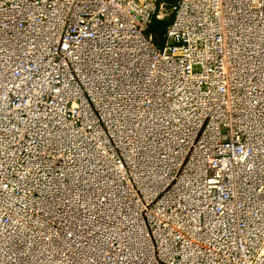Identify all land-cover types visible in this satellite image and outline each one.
Here are the masks:
<instances>
[{
	"label": "built area",
	"instance_id": "built-area-1",
	"mask_svg": "<svg viewBox=\"0 0 264 264\" xmlns=\"http://www.w3.org/2000/svg\"><path fill=\"white\" fill-rule=\"evenodd\" d=\"M93 238L105 264H264V0H0V264Z\"/></svg>",
	"mask_w": 264,
	"mask_h": 264
},
{
	"label": "bare ground",
	"instance_id": "bare-ground-1",
	"mask_svg": "<svg viewBox=\"0 0 264 264\" xmlns=\"http://www.w3.org/2000/svg\"><path fill=\"white\" fill-rule=\"evenodd\" d=\"M113 168H115L116 170H117V172H119L120 173V171H121V168H119V167H116V166H113ZM123 170V169H122ZM126 174L127 173V171L126 170H123V174ZM187 173V172H186ZM188 175L187 174H185V175H183V177H182V179H181V191L183 192V193H186V192H189L190 190L188 189ZM185 197H187V194H182V198H185ZM188 198V197H187ZM84 207H86L87 209H88V204H87V206H85V204H84ZM100 213V212H99ZM90 215H88V217L89 216H94V218L93 217H89V220H87L88 221V223L90 224V225H92V226H97L98 227V230L99 231H97V234H98V239L99 238H107V234L105 233V230H104V227L106 226V225H108V221H109V218H110V215L109 214H103V216L105 217L104 219L101 217V213L99 214V216L102 218V219H99L98 217L96 218L95 216V214H94V212H91V213H89ZM108 222V223H107ZM88 223H87V225H88ZM103 223H105V224H103ZM130 224H129V222L128 221H125V224H123V228H125V230H127V227L129 226ZM99 227H101V230L99 229ZM89 228H91V227H89ZM11 237H12V235H11ZM10 237V238H11ZM9 238V239H10ZM129 241V240H128ZM96 242H97V239L96 238H93L92 239V241H91V243H90V245H86V244H84V243H81V245H79L77 248H73V250H69V255H71V254H75V255H77V254H83V257H85V259H83L82 258V256H80V257H77V259L76 260H73V259H71L70 261H69V264H80V262H81V259H82V261L83 260H85L86 262L84 263V264H105V261H100L99 262V258L95 255V254H97V252H98V244H96ZM27 249L26 250H29V248H28V246L26 247ZM60 247L59 248H57V247H54V250L55 251H57V252H59L60 251ZM69 249V248H68ZM117 250L118 251H121V252H123V253H125V255H126V253H127V246H125V244H123V243H121V242H119V247L117 248ZM65 251V250H64ZM24 252V251H23ZM95 255V256H94ZM73 256V255H72ZM27 258V259H26ZM56 260V259H55ZM119 261H121L122 262V260L121 259H118ZM21 262L22 263H24V264H31L32 262H30V259H29V255H28V257L24 254V255H22V257H21ZM56 264H58V261L56 262ZM64 264H68V260H66L65 261V263ZM81 264H82V262H81ZM117 264H121L120 262H117Z\"/></svg>",
	"mask_w": 264,
	"mask_h": 264
},
{
	"label": "trees",
	"instance_id": "trees-1",
	"mask_svg": "<svg viewBox=\"0 0 264 264\" xmlns=\"http://www.w3.org/2000/svg\"><path fill=\"white\" fill-rule=\"evenodd\" d=\"M170 1V0H166ZM172 19L164 22H160L155 20L150 28V31L153 32L156 36L158 35L161 40H163L164 33L166 31V28L169 26Z\"/></svg>",
	"mask_w": 264,
	"mask_h": 264
},
{
	"label": "water",
	"instance_id": "water-1",
	"mask_svg": "<svg viewBox=\"0 0 264 264\" xmlns=\"http://www.w3.org/2000/svg\"><path fill=\"white\" fill-rule=\"evenodd\" d=\"M156 45L158 47L161 45V38L158 35L156 36Z\"/></svg>",
	"mask_w": 264,
	"mask_h": 264
},
{
	"label": "rangeland",
	"instance_id": "rangeland-1",
	"mask_svg": "<svg viewBox=\"0 0 264 264\" xmlns=\"http://www.w3.org/2000/svg\"><path fill=\"white\" fill-rule=\"evenodd\" d=\"M169 2H171V3H172V2H174V0H170ZM169 20H170V19H169ZM166 21H168V20H166ZM123 170H124V169H123Z\"/></svg>",
	"mask_w": 264,
	"mask_h": 264
}]
</instances>
